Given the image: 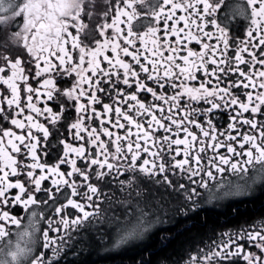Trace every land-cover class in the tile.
I'll return each instance as SVG.
<instances>
[{
    "label": "snow or ice",
    "instance_id": "snow-or-ice-1",
    "mask_svg": "<svg viewBox=\"0 0 264 264\" xmlns=\"http://www.w3.org/2000/svg\"><path fill=\"white\" fill-rule=\"evenodd\" d=\"M245 4L231 13L239 37L223 0H112L95 29L87 0H0L15 22V51L0 54V264H78L69 241L87 246L94 222L116 223L120 247L170 203L192 219L264 184L248 176L264 166V0ZM149 185L173 199L144 198ZM15 208L31 209L23 228ZM210 239L186 264H264V218Z\"/></svg>",
    "mask_w": 264,
    "mask_h": 264
},
{
    "label": "flooded vegetation",
    "instance_id": "flooded-vegetation-1",
    "mask_svg": "<svg viewBox=\"0 0 264 264\" xmlns=\"http://www.w3.org/2000/svg\"><path fill=\"white\" fill-rule=\"evenodd\" d=\"M154 2V0H145V5H150ZM89 5L88 11L91 13V21L89 23V29H95L96 24L98 22H102L104 19V14L108 13L109 16L111 15L110 5L112 0H87ZM237 5H243L246 7L245 0H223V6L220 9L221 12V22L227 27H233V36L243 37L244 35V28L242 27L240 30L235 29V24H240L242 26L246 25V21L241 19L239 16L236 17L234 24H230L231 21V13L233 8ZM138 10L141 13H146L149 11L147 7H141L140 5L137 6ZM224 13H228V15H224ZM9 13L0 12V54H5L6 52H13L15 51V43H14V32L12 31L15 28L14 21H4V17L8 16ZM142 19H146L142 17ZM95 34V33H93ZM101 40L103 38H100ZM192 47L197 48L198 46L191 45ZM10 74V73H9ZM10 98V94H9ZM26 102V95L23 98ZM46 100V97H40L39 103H37L38 107L43 106V102ZM34 102L35 99H34ZM25 114H27V108L25 103ZM35 118V114H32ZM21 119L23 116L20 117ZM40 120H43V117H40ZM9 129H14L9 122L8 124ZM15 131L19 132L18 129H14ZM34 131V130H33ZM63 131V129H61ZM69 142H71V138L69 137ZM62 145L59 144L58 139L55 137H51L49 140V147L47 151L49 152V156L47 157L49 163L55 161L56 157L61 153ZM43 157V153H40ZM264 172V166L255 165L254 169L250 168L248 173L249 177H255L260 175ZM235 180V178H233ZM47 183V182H46ZM244 183V181H241ZM249 190L243 194L239 195H228L222 196L219 199L213 200L211 203L207 201L204 203L203 207L199 209V213L203 210H211V211H218L224 212L227 211L229 208H236V205L240 202L247 201L259 196L264 195V184L256 183L252 184L251 180L248 181ZM164 196L165 199H173L168 197L167 194L164 192V189L157 188L155 186L149 185L145 187L143 190V197L152 201L156 202L159 201L161 196ZM116 198H123L128 199L127 191L120 192L119 190L115 193ZM131 199L135 202L137 199H140L136 196V193L133 192ZM174 207V204H169V213L167 216H163L161 214V218L163 222L154 221L153 226L151 227L150 232L147 234L146 239L131 241L126 244L121 245L120 247H114L115 241L118 239L119 235V226L116 223L108 224V223H97L94 222V227L90 229V236L91 240L88 242L87 246H82L79 244L73 245L71 241H69V248H68V256L67 260L72 261L74 259L77 260L78 264H84V261L89 264H140V256L139 252L142 249H145L147 244H149V240H153L152 238L158 235L160 238L165 236L167 239L171 237L168 232L172 229L173 233L178 236V234L183 233L185 228H190V224L192 223V219L196 214H191L192 219H188L183 215H176L171 209ZM13 214L18 216H23L22 220V228L23 225H26L28 219L30 217L31 209L27 214L23 213L22 209L15 208L11 210ZM228 215V214H227ZM151 218V217H150ZM264 218V215H257L252 217L251 219H243L238 221L237 223H231L228 225H223L219 227H215V234L216 238L219 237V233L227 232V231H236L241 226H246L247 224H253L258 222L260 219ZM181 221V222H180ZM186 226H184V224ZM41 227H45V225L41 224ZM213 236V230H205L198 238H196L191 245H187L185 247L183 253H175L169 251L170 255H160L158 256L152 264H186L187 260L189 259V254H196L198 249L205 248V245L211 243L210 237ZM13 242L16 240V236L13 235L11 237ZM75 248L76 252H73L71 249ZM148 250L151 252L156 251L158 248L157 246L154 248H149ZM7 249L4 247V243L0 242V258H3L4 252ZM135 255V259H132ZM131 256V258H129Z\"/></svg>",
    "mask_w": 264,
    "mask_h": 264
},
{
    "label": "trees",
    "instance_id": "trees-1",
    "mask_svg": "<svg viewBox=\"0 0 264 264\" xmlns=\"http://www.w3.org/2000/svg\"><path fill=\"white\" fill-rule=\"evenodd\" d=\"M257 215H264V195L240 202L236 205V208H229L222 213L205 209L200 212L199 215H195L191 221L190 228H185L186 230L181 234L179 233L178 236L173 233L172 229L168 232V234L171 235L169 239L165 236L161 238L158 235L154 236L152 238L153 240H149L147 246L149 248H155L157 246L158 249L154 252L142 249L138 255L140 256L139 260L141 261V259H144L153 262L158 256L166 255L167 252L170 255L169 251H172V253H183L185 247L191 245L205 230H213L215 227L237 223L238 221L251 219ZM205 220H207V225L202 227L201 225ZM186 224L187 223H185L184 226H186ZM132 257V259H135V255ZM129 258H131V256ZM84 264L89 263L84 261Z\"/></svg>",
    "mask_w": 264,
    "mask_h": 264
}]
</instances>
